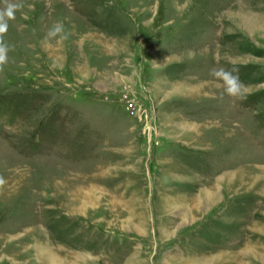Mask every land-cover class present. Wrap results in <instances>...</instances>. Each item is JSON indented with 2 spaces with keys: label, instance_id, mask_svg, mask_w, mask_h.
<instances>
[{
  "label": "rangeland",
  "instance_id": "obj_1",
  "mask_svg": "<svg viewBox=\"0 0 264 264\" xmlns=\"http://www.w3.org/2000/svg\"><path fill=\"white\" fill-rule=\"evenodd\" d=\"M17 2L0 264H264V0Z\"/></svg>",
  "mask_w": 264,
  "mask_h": 264
},
{
  "label": "clouds",
  "instance_id": "obj_2",
  "mask_svg": "<svg viewBox=\"0 0 264 264\" xmlns=\"http://www.w3.org/2000/svg\"><path fill=\"white\" fill-rule=\"evenodd\" d=\"M24 7L23 3H7L3 9H0V71H3L4 66L8 63V53L10 46L4 40V35L8 31V20L15 19L17 11ZM49 38L60 37V39H68V33L65 31L62 22H58L49 29ZM211 75L217 80L222 81L225 92L232 97H242L246 92V85L240 80L237 69H213ZM6 184V180L0 176V188Z\"/></svg>",
  "mask_w": 264,
  "mask_h": 264
},
{
  "label": "bare ground",
  "instance_id": "obj_3",
  "mask_svg": "<svg viewBox=\"0 0 264 264\" xmlns=\"http://www.w3.org/2000/svg\"><path fill=\"white\" fill-rule=\"evenodd\" d=\"M51 259V258H50Z\"/></svg>",
  "mask_w": 264,
  "mask_h": 264
}]
</instances>
